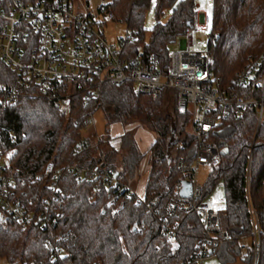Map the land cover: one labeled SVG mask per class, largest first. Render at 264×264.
<instances>
[{"label": "trees", "instance_id": "trees-1", "mask_svg": "<svg viewBox=\"0 0 264 264\" xmlns=\"http://www.w3.org/2000/svg\"><path fill=\"white\" fill-rule=\"evenodd\" d=\"M176 2L158 0V22L148 43H145L144 20L151 0H113L111 6L115 20L139 32V41L129 49L135 52L137 46L143 47L145 61L154 59L161 68L169 65V46L181 38L197 8L196 0H182L174 8V14L161 22L163 10L174 7ZM212 8L211 68L227 84L249 60L264 52V0H213ZM13 79V72L0 61V81ZM168 95L136 96L131 84H107L98 108L108 127L117 123L124 126L141 123L154 134L145 199L156 201L159 215L144 204L136 205L133 197L125 200L124 209L113 216L107 206L110 193L106 188L95 190L93 182L78 181L73 173L62 170L59 177L62 218L58 233H70V238L58 241L59 248L49 247L46 241L54 233L38 229L23 232L19 225L8 220L0 226V256L12 264L17 261L24 264H195L202 239L199 219L191 212L170 215L166 211L168 200L182 181L178 161L188 156L194 146L188 132L189 117L177 112L175 99L170 106ZM88 112L80 97L75 98L69 120L44 100L24 99L1 107V125L17 137L18 170L22 174L39 173L49 162L57 168L72 163L88 170L114 169L125 184L133 187L145 158L135 133L127 131L121 136L119 150L112 146L109 134L95 146L92 137L84 138L82 132ZM228 125L222 162L209 176L204 190L209 195L224 182L227 207L220 211V226L233 239L216 254L222 264L239 259L240 239L251 232L246 199L251 155L252 201L264 224V122L257 133L255 114L245 112L241 117L230 119ZM41 186L42 183L26 184L23 188L35 194ZM164 224L175 229L176 247L168 241ZM243 260L246 262V258Z\"/></svg>", "mask_w": 264, "mask_h": 264}, {"label": "built area", "instance_id": "built-area-1", "mask_svg": "<svg viewBox=\"0 0 264 264\" xmlns=\"http://www.w3.org/2000/svg\"><path fill=\"white\" fill-rule=\"evenodd\" d=\"M112 4L113 0L98 6H94L92 0H37L33 3L0 0V61L14 74L12 81H0V108L24 99L44 100L69 120L75 98L80 97L89 109L82 130H91L95 128L94 116L107 84H131L136 96L172 95L177 112L189 117L188 132L194 146L188 156L178 161L182 181L168 200L166 211L170 215L191 212L199 219L202 239L195 264H203L233 238L220 226V211L207 202L212 193L205 194L206 183L198 182L199 172L207 169L210 176L220 166L230 119L253 112L257 133L262 126L264 52L249 60L230 83L225 84L211 68L210 38L207 42L197 41L202 50L194 49L197 34L212 29L213 21L212 14L196 8L183 35L175 42L180 44V49L170 52L169 65L161 68L154 59L145 61L141 46H137L135 52L129 49L139 41V32L115 20ZM109 23L127 27L119 45H112L106 37ZM95 142L98 144L99 140ZM16 143L15 133L6 130L0 122V226L12 220L23 232L38 229L54 233V237L46 241L49 247L59 248L58 241L68 240L70 233H58L62 218L63 193L59 186L62 170L73 173L78 181L93 182L95 190L106 188L110 193L107 206L113 216L124 209L125 200L133 197L136 205L144 204L159 215L156 201L146 202L145 197L138 196L114 169L88 170L75 164L57 168L49 162L39 173L22 174L17 166L19 148ZM111 144L119 150L120 145ZM251 166L252 155L246 186L251 232L241 237L240 247L242 252L248 251L247 264H262L264 224L252 201ZM38 183H42L38 193H29L23 188L26 184ZM188 183L191 194L185 195ZM164 228L168 241L176 247L175 229L167 224ZM246 238L251 241L250 247L243 243ZM57 251L61 253L60 249Z\"/></svg>", "mask_w": 264, "mask_h": 264}, {"label": "rangeland", "instance_id": "rangeland-1", "mask_svg": "<svg viewBox=\"0 0 264 264\" xmlns=\"http://www.w3.org/2000/svg\"><path fill=\"white\" fill-rule=\"evenodd\" d=\"M182 0H177L176 4L174 7L171 8H165L163 10V14L160 17V21L161 22H166L173 14H174V8L177 7ZM93 5L94 6H98L101 3H109V0H92ZM196 5L197 8L200 12L202 13H208V14H212V10H213V0H196ZM157 7H158V0H151V5L150 8L147 10L146 14H145V20H144V29L147 32L146 34V41L145 43H148L151 37V32L154 29L155 25L158 22L157 19ZM126 29L127 27L123 24H112L109 23L107 28H106V37L108 39V41L113 45H119V39L123 38L126 34ZM212 31L211 28H207L202 32H199L196 36V42L194 44V49L196 50H202V46L198 44V40H201L202 42H207L209 40V36L208 34ZM180 49V44L178 43H174L171 44L169 46V50L170 52H174L176 50ZM141 50H143V47H141ZM249 62V61H248ZM247 62V63H248ZM246 63V64H247ZM245 67V65H244ZM242 69V68H240ZM239 69V70H240ZM168 98L170 100V106L172 107V101H173V96L172 95H168ZM171 109V108H170ZM95 119V128L91 129V130H82L83 132V136L84 138H88V137H92V139L94 140V145L96 146V142L100 140L101 138H106V136L109 134L110 136L113 137H119L121 135H123V132L125 129H123V127L119 124H114L111 126H107L106 123V119L105 116L103 114L102 111H97L95 113L94 116ZM128 131H133L135 133V135H140V133L142 132H138L136 131V129L139 128H143L144 130H146L148 134H151L154 136V134L152 132H150L143 124L141 123H134V124H129L126 125ZM93 134V135H92ZM143 134V133H142ZM145 137V136H144ZM146 139V137H145ZM150 138L143 140L141 142V148H144V143H148ZM144 151V150H143ZM143 154L145 155V158L143 159L142 163L144 164L145 162L149 161V156L147 154V151L143 152ZM72 164V163H71ZM209 178V171L207 169H201L199 172V176H198V182L200 184H204L207 182ZM213 198V201H212ZM208 203H211V205L215 208V210H219V211H223L226 210L227 207V201H226V191H225V186H224V182L221 181L218 185V187L214 190V192L209 196V198L207 199ZM244 245L246 247H250L251 246V241L249 238H246L243 241ZM242 245V244H241ZM248 255V251L247 250H243L242 255L239 257V259L234 262V263H230V264H247L243 259H245ZM0 264H12L10 263L6 258L0 256ZM14 264H24L22 262H15ZM203 264H222L219 256L214 255L211 256L209 258H207Z\"/></svg>", "mask_w": 264, "mask_h": 264}, {"label": "crops", "instance_id": "crops-1", "mask_svg": "<svg viewBox=\"0 0 264 264\" xmlns=\"http://www.w3.org/2000/svg\"><path fill=\"white\" fill-rule=\"evenodd\" d=\"M117 124L121 125L123 127V129H125L124 132H123V134L128 131V129H127L126 126H124V125H122L120 123H117ZM136 131H138V132L140 131V132L143 133V134L140 133V135H137V136L135 135V138H136V140L138 142V145H139V148H140L141 152L143 153V152L147 151V154L149 156L148 157L149 158V161L148 162H145L144 164L143 163L140 164V167H139V177H138V180L134 183V185H133L132 188L134 189L135 193L138 196L145 197L147 182H148V178H149L150 170H151V166H150V148L153 145V143L155 142V136H153L152 134L150 136V134L146 133L147 131L144 130L143 128H139L138 127L136 129ZM121 136H119V137H113V136H111V139H112L111 142L113 144H115L116 146L120 145V143H121ZM144 136L146 137V139H148V138H150V139H149L148 143H146V142L144 143V148L142 149L140 147L141 146V142L143 140H146Z\"/></svg>", "mask_w": 264, "mask_h": 264}, {"label": "water", "instance_id": "water-1", "mask_svg": "<svg viewBox=\"0 0 264 264\" xmlns=\"http://www.w3.org/2000/svg\"><path fill=\"white\" fill-rule=\"evenodd\" d=\"M185 189H186V191L184 192V194L185 195H190L191 194V186H190L189 183L186 184Z\"/></svg>", "mask_w": 264, "mask_h": 264}]
</instances>
